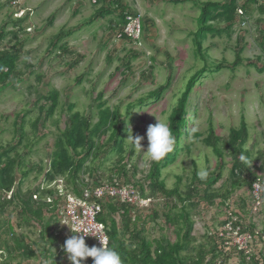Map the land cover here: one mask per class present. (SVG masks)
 Returning <instances> with one entry per match:
<instances>
[{
    "label": "rangeland",
    "instance_id": "rangeland-1",
    "mask_svg": "<svg viewBox=\"0 0 264 264\" xmlns=\"http://www.w3.org/2000/svg\"><path fill=\"white\" fill-rule=\"evenodd\" d=\"M17 1L25 9L14 16L19 17L24 11L25 14L29 11L31 25L30 32L18 34V40L23 46L18 52L16 73L5 87L0 88V145L16 146V152L25 165L42 164L47 167L54 139L66 122L68 103L74 104L73 111L90 118L91 123H94L97 121L99 107L95 98L101 94V101L105 106L111 109L119 107L121 114L129 104L133 105L123 125L125 130L122 148L126 163L131 165L130 169L135 168V174H138L136 178L140 176L141 179L142 174L147 172L150 161L144 153L125 141L126 129L131 125L133 135H136L134 128L138 129L137 134L145 137L142 144L146 150L148 125L154 124L155 119H166L168 122L169 112L175 106L186 80L202 67L203 61L195 55L192 45V32L196 30L198 15V8L193 0H182L176 4L171 0H96L95 3L92 0ZM211 1L223 3L228 0ZM244 1L237 0L238 6ZM0 2V27L6 24L7 31H10L8 16L13 8L5 0ZM115 4L128 7L131 12L138 13L145 19L148 32L141 45L114 38L111 29L116 28L120 17V9ZM101 7L107 10L106 13H98ZM148 21L150 23L147 27ZM211 24L220 28L226 25L219 21ZM60 30L70 31L68 36L51 47L53 37ZM3 40L5 47L12 49L15 40L11 35L7 34ZM203 48L209 57V64L220 61L232 63L234 53L239 50L243 61L233 67L226 65L220 70L206 71L190 94L188 134L183 139L189 152H178L175 161L162 170L166 187L173 188L177 185L182 196L190 186L195 169L198 172L203 167L210 173L216 164L217 159L210 148L201 142L206 136L209 118L216 135L226 140L229 129L238 128L240 118L243 117L248 132L245 147L251 150L252 156L258 152L264 155V0H255L254 4H249L246 12L239 14L228 32L207 36ZM168 78L169 86L160 99L137 103L138 99L144 98ZM51 90H56L59 94V107L36 133L31 128V123L37 118L38 106L44 101L40 100L37 105L34 101L39 95H45ZM15 114L25 115L24 137L19 143V130L13 124ZM194 132L201 136L196 138L197 135L193 136ZM225 161L226 168L213 188H219L228 177L230 158L226 156ZM115 163L116 153L109 151L107 155H100L93 163L86 161L84 166H91L96 170L91 178L93 181L100 179L106 182L115 170ZM18 173L15 174L16 181L20 179ZM176 176L182 177L178 184ZM86 177L89 179L84 175ZM41 180L42 174L31 171L21 180V192L33 190L36 186L43 188ZM262 183L264 186V181ZM203 190L204 185H200L192 198L195 202L190 210L192 236L193 245L200 243L208 249L212 246L208 236L214 231H220L222 227L224 229L229 210L220 205L206 206L201 198ZM247 197V188L241 186L234 189L227 205H232L233 211L240 212L238 215L243 221H251L261 229L264 225V198L260 200L259 196V200L254 202L263 204L261 208L259 204H255L256 207L253 209L252 206L248 211L240 205L241 200L247 201ZM174 200L157 193L145 208L137 209L134 206L132 213L141 220L138 228L140 231L144 225L146 238L151 240L166 236L171 242L176 240L174 228L164 222V215L175 204ZM239 208L243 211H239ZM0 213V221H4L0 223V253L4 254L0 261L3 264H44L41 259L40 246L43 242L40 241V234L48 219L54 221L58 217L54 216V219L45 215L38 222L37 219L29 218L31 215L27 217L16 200L12 203L6 201L0 208ZM114 218L120 226L119 215ZM50 226L56 239L52 240L49 249L60 256L61 264H70L62 251V245L69 237L67 228L63 222H59V225L51 223ZM141 234L144 235V232L141 231ZM122 238L129 243L128 236ZM18 239L23 240L26 246L18 249ZM35 243L40 245L37 247ZM30 250L35 254L32 257L28 256ZM234 259L225 261V264H237Z\"/></svg>",
    "mask_w": 264,
    "mask_h": 264
},
{
    "label": "trees",
    "instance_id": "trees-1",
    "mask_svg": "<svg viewBox=\"0 0 264 264\" xmlns=\"http://www.w3.org/2000/svg\"><path fill=\"white\" fill-rule=\"evenodd\" d=\"M5 1L9 2V0ZM179 1L182 0H171L170 2L176 4ZM193 3L198 8V15L196 18V30L192 32V45L195 55L203 61V65L188 77L175 106L169 112L168 123L175 138L173 151L158 162H150L147 172L144 175L142 174L141 179L140 176L138 179L136 178L138 174H135V168L130 169L131 165L126 163L122 148L125 130L123 125H125L130 113V107L133 105L129 104L124 113L121 114L119 107L111 109L105 106V103L101 101V94L95 98L99 107L97 110V121L94 123H91L90 118L73 111L75 108L74 104L68 103L66 107V122L63 129L59 130L58 135L54 139L53 150L49 156L47 167L42 164L25 165L22 163V157L16 152V146L2 147L0 145V194L3 195L0 196V208L4 206L6 201L12 203L16 200V203L22 207V212L26 216L31 215L29 218L37 219L38 222H41L45 215L53 218L54 216L58 217L54 221L48 219L43 224V231L40 234V241L43 242L40 246L42 249L41 259H43L44 264L46 262L47 264H61L60 256H56L49 248L52 246L50 245L52 240L56 239L51 233L50 225L51 223L59 225L60 217L58 211L60 204L63 202L57 196L54 187L45 188V186L57 179H61L63 187L68 193L80 197L83 189L104 183L100 179L97 181L96 179L94 181L91 179L96 170L91 166L85 167V162L90 161L93 163L100 155H107L109 151L116 153V163L114 164L115 170L108 176L106 182L108 181L109 184H112L114 183L113 180H116L120 184H131L140 197L150 200L157 193L162 194L166 199H175V204L164 215V222L174 228L176 240L173 242L166 236L149 240L145 237L144 225L141 227L144 235L141 234L140 229H138L141 220L136 214L132 213L134 206L137 209L139 208L136 205L120 202L115 197L108 195L98 199L101 209L96 221L104 226L108 238V246L119 252L123 264H225V261L234 258L237 264H264V225L261 229H258L251 221H243L238 215L240 212L233 211V206L227 205V201L231 199L234 189L244 186L247 188L248 197L247 201L241 200L240 205L243 209L251 210L252 206H255V200L251 193L252 184L257 181L261 183L260 200L264 198V186L262 185L264 181V155L262 152H258L252 156L251 150L245 147L248 132L243 117L240 118L238 128L229 129L226 140L220 139L216 135L211 119H208L207 133L201 139V142L207 148H210L217 161L213 170L210 171L205 179H200L195 169L190 186L184 196L179 192L177 185L173 188L166 187L165 179L162 176V170L175 161L178 152H189L188 146L183 144V139L188 134V99L195 84L208 70H220L226 65L233 67L243 61L239 50L234 53L232 63L220 61L216 64H209V57L203 48L204 40L207 36H218L220 33L228 32L239 16L238 10H241V13L242 11L246 12L248 5L254 4L255 0H245L240 6H238L237 0H228L223 3L211 0H193ZM116 6L120 9V17L116 23V28L111 29L113 34L121 28L125 14L130 11L128 7L115 4ZM260 10L262 11V9ZM106 11V9L101 7L98 13L104 14ZM8 17L11 26L17 27V29L7 31L6 24L0 27V88L5 87L8 81L14 77L17 69L18 52L23 46L22 42L18 40V34L22 31L20 22H14L15 20L11 19L10 16ZM19 21H22V19H19ZM214 21L224 22L226 25L224 28L216 27L211 24ZM69 31L60 30L53 37L51 47H54L56 42L62 41L65 36H68ZM7 34H10L12 39L15 40L12 49L5 47L3 39ZM117 40L129 41L123 37ZM37 79H40V77ZM168 86L169 78L164 84L148 92L144 98L138 99L137 103L143 104L148 99H153L154 101L160 99ZM40 100H43L44 103L38 106L39 114L31 123V128L36 133L41 130L45 121L59 107V94L56 90H51L45 95H39L34 103L37 105ZM24 119V114H15L13 124L19 130L17 143L24 137ZM56 121H54L55 124L57 123ZM134 129L135 134H137L138 129ZM194 135H197L196 138L201 136L196 132L193 133ZM105 136L106 139H104ZM99 140L101 141L99 142ZM181 144H183V148H181ZM241 155L247 157L248 161H252L251 165L242 162L239 159ZM226 156L230 158L228 177L220 184L219 188H213L226 168ZM33 170L37 171L38 174H42L41 181L44 187L39 189L36 186L33 190L28 189L25 193H22L20 190L21 180ZM16 172H19L18 174L20 175V179L17 181ZM84 175H87L89 179L87 177L84 178ZM181 178L176 176L177 184L181 181ZM195 185L196 188H193ZM200 185H204L201 198L206 206L214 204V206H224L225 210L232 209V216L235 218L233 227H240V233L248 232L252 237V242L248 244L250 247L249 252L238 249L237 246L231 247V232L226 231L223 227L220 231H214L208 236L210 242H212L210 248L206 249V246L200 243L193 245V221L190 210L195 206L192 198ZM9 193V198H7ZM34 194L37 196L36 199L33 198ZM48 196L52 198L50 202L45 199ZM217 200L218 202H216ZM232 202L234 201L232 200ZM262 205L259 207L261 208ZM239 211L243 210L239 208ZM251 213H255V211H251ZM241 214L243 213L241 212ZM115 215L120 217V226L114 218ZM226 219L228 221L229 217H226ZM67 230L68 236L72 235L70 229ZM73 234L75 233L73 232ZM122 236H128L130 238L129 243H126ZM17 242L19 244V246H16L18 249L21 246H26L23 240L18 239ZM44 242L47 243L44 244ZM85 242L89 247L97 246L93 239H85ZM39 245L40 243L36 244L37 247ZM3 255V253H0L1 258ZM34 255L32 250H30L28 256L32 257ZM0 263L3 264L1 261ZM86 263L93 264L92 258H87L83 261V264Z\"/></svg>",
    "mask_w": 264,
    "mask_h": 264
},
{
    "label": "built area",
    "instance_id": "built-area-1",
    "mask_svg": "<svg viewBox=\"0 0 264 264\" xmlns=\"http://www.w3.org/2000/svg\"><path fill=\"white\" fill-rule=\"evenodd\" d=\"M95 2V0H92ZM19 1L11 0L13 7H16V15L21 12L19 7ZM116 39L122 37H127L133 42L139 44L141 37V24L140 17L137 15L125 16V24L122 28L115 34ZM114 183L109 184L108 181L101 185L85 188L83 189L81 196L77 197L68 193L64 187L61 179H57L51 182V185L45 186V188L54 187L56 189V194L63 201L59 207V217L60 222L64 224L67 229H73L75 234V229L87 228L93 230L94 234L99 233L102 237L107 236L104 230V226L96 221V217L100 212L101 206L98 203V199L105 197L106 195L115 197L120 202H126L137 207H145L148 205L149 199L141 198L139 193L134 189L131 184H120L118 181L113 180ZM44 187V186H43ZM261 190V183L259 181L252 184V195L254 200H259V193ZM36 199V194L33 195ZM47 202H50L52 198L50 196L45 198ZM260 204L259 202L255 203ZM256 207V206H254ZM253 207V209H254ZM228 221L225 223L224 229L231 232V244L232 246H237L238 249L247 250L249 252V243L252 242V237L248 232L240 233V227H233L235 218L232 216V211L229 210L227 213ZM227 220V219H226ZM85 239H93L98 247H100L99 241L92 236H87ZM108 242V241H107Z\"/></svg>",
    "mask_w": 264,
    "mask_h": 264
},
{
    "label": "clouds",
    "instance_id": "clouds-1",
    "mask_svg": "<svg viewBox=\"0 0 264 264\" xmlns=\"http://www.w3.org/2000/svg\"><path fill=\"white\" fill-rule=\"evenodd\" d=\"M9 3L10 4L8 5L11 8H13L9 16L11 17V19L15 20L14 22H20V25L22 27L21 33L27 34V32H30V25H31L28 17L29 11H27L26 14L24 11V13L21 14V16L19 17L14 16L13 14L16 12L17 9L16 7H13L11 1ZM20 9H25V8L20 7ZM127 14L136 15V16L138 15L140 17L141 37L139 40V44L137 42L131 41L127 37H123V38L128 39L134 45L135 44L141 45V41H143L144 36H146L147 34L146 32H148V30L145 28V19H143L140 14L131 11H128V13H126L125 16ZM238 14H242L241 10H238ZM19 19H22V21H19ZM149 23H150L149 21L146 22L147 27L149 26ZM124 24H125V17H124L123 25ZM16 29L17 27L11 26L10 31ZM119 30H117L115 34ZM115 34H113V36L116 39ZM155 120L156 122L154 124L148 125L146 129V139H147L146 150H144V145L142 144V141L145 139V137L140 136L139 134L133 135L131 125H129L126 129L127 139L125 141H127L130 145H132L137 151L144 153L146 159L150 162H158L161 159H163L168 153L173 151L175 144V138L172 129L169 123L166 121V119H160V120L155 119ZM239 159L242 162L249 163L250 165L252 163V161H248L247 157H245L244 155H241ZM208 175H209L208 170L203 167L197 172V176L200 179H205ZM8 195H10V193ZM7 198H9V196ZM144 199H148V198H144ZM70 231L72 235H70L62 245V251L65 253L67 260L70 262V264H83V261H85L87 258H92L93 264H123L119 252L116 251L114 248L108 246L107 236L102 237L99 233L94 234L93 230L87 228L75 229L77 234H73V229H70ZM89 235L95 237L99 241L100 247H97L95 245L89 247L86 244L85 237Z\"/></svg>",
    "mask_w": 264,
    "mask_h": 264
}]
</instances>
